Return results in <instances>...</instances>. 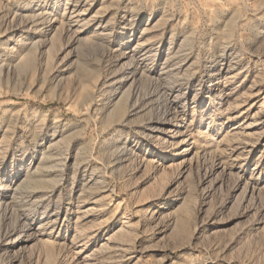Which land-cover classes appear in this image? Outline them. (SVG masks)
<instances>
[{
  "label": "rangeland",
  "instance_id": "1",
  "mask_svg": "<svg viewBox=\"0 0 264 264\" xmlns=\"http://www.w3.org/2000/svg\"><path fill=\"white\" fill-rule=\"evenodd\" d=\"M0 264H264V0H0Z\"/></svg>",
  "mask_w": 264,
  "mask_h": 264
},
{
  "label": "bare ground",
  "instance_id": "2",
  "mask_svg": "<svg viewBox=\"0 0 264 264\" xmlns=\"http://www.w3.org/2000/svg\"><path fill=\"white\" fill-rule=\"evenodd\" d=\"M141 60V59H140Z\"/></svg>",
  "mask_w": 264,
  "mask_h": 264
}]
</instances>
